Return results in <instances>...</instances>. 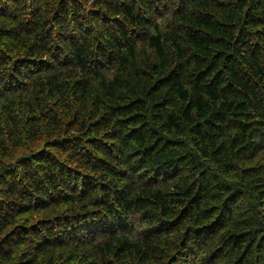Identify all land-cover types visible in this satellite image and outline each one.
Listing matches in <instances>:
<instances>
[{
  "label": "trees",
  "instance_id": "obj_1",
  "mask_svg": "<svg viewBox=\"0 0 264 264\" xmlns=\"http://www.w3.org/2000/svg\"><path fill=\"white\" fill-rule=\"evenodd\" d=\"M0 264H264V0H0Z\"/></svg>",
  "mask_w": 264,
  "mask_h": 264
}]
</instances>
